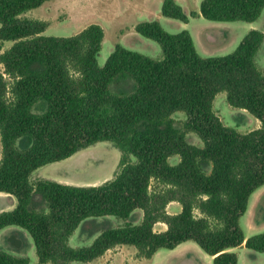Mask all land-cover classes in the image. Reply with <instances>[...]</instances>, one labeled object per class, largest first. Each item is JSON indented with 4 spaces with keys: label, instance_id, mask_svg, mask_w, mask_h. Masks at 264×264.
<instances>
[{
    "label": "trees",
    "instance_id": "1",
    "mask_svg": "<svg viewBox=\"0 0 264 264\" xmlns=\"http://www.w3.org/2000/svg\"><path fill=\"white\" fill-rule=\"evenodd\" d=\"M47 1L0 0V64L7 76L0 73V192L16 199L15 209L0 212V231L26 230L37 264L89 262L118 245L149 259L186 241L213 256V264H239L231 249L243 243L264 253V232L246 238L240 223L264 185V73L255 61L264 33L251 29L231 53L204 57L189 31L172 34L157 20L144 21L135 30L157 42L162 57L117 44L100 66L99 24L68 37L45 36L47 22L23 16ZM263 8L264 0H202L199 15L251 23ZM161 13L184 23L198 15L176 0H163ZM7 41L12 45L3 50ZM221 92L260 126L246 133L226 126L213 108ZM179 112L183 122L174 117ZM188 133L203 145L190 143ZM102 141L120 152L113 178L93 186L31 180L38 168ZM171 201L181 204L179 213L166 211ZM137 209L142 221L128 222ZM108 216L125 222L106 227L89 246L69 245L83 221ZM157 222L167 229L155 231ZM0 264L30 261L0 250Z\"/></svg>",
    "mask_w": 264,
    "mask_h": 264
},
{
    "label": "rangeland",
    "instance_id": "2",
    "mask_svg": "<svg viewBox=\"0 0 264 264\" xmlns=\"http://www.w3.org/2000/svg\"><path fill=\"white\" fill-rule=\"evenodd\" d=\"M201 1L176 0L187 14L191 12L198 13V15L190 17L187 23L163 16L161 13L163 0H49L40 7L26 12L23 16L47 22L48 26L42 33L45 36L68 37L79 33L90 24H99L105 33L101 51L97 57L100 66L105 64L117 44L154 59L162 57L163 53L160 45L135 30V26L144 21L157 20L165 31L172 34L183 30L189 31L198 53L204 57L231 53L251 29L264 33V8L260 17L251 22L252 24L244 21H210L199 15ZM11 45L12 42H5L3 50ZM255 61L258 68L264 73V41L257 52ZM0 73L7 77L1 64ZM213 108L226 126L235 128L241 133L257 128L258 120L247 111L232 107L227 101L225 92L217 94L213 101ZM174 117L178 122H183L186 118L181 112L176 113ZM187 139L192 144L203 145L195 133H188ZM1 158L2 144L0 140V162ZM119 159L120 152L114 144L102 141L77 152L65 160L50 163L35 170L30 178L34 181L38 176L44 175L55 180H67L78 186L100 185L113 178ZM169 162L172 165L177 164L179 157H170ZM207 170L209 171L210 168L208 167ZM153 184H155L154 181ZM261 192L264 195V187ZM171 202L176 203L173 205L170 204ZM171 202L166 207L169 214H177L179 210L181 211L182 206L179 202ZM1 203L4 205L3 207H7L9 200L2 199ZM36 204L38 207H45V203L41 199H37ZM263 215L264 206L261 207L260 212L257 209L255 214L252 212L250 220L254 223L259 218L258 216ZM142 217L143 211L137 209L132 213L128 222L139 224ZM124 222V220L114 216L83 221L71 234L68 243L71 247L89 246V239L96 238L103 229L117 227ZM160 226L161 223L156 226L157 230ZM9 228L0 233V250L15 255H28L33 261L38 259L31 235L26 230L21 229L31 244V249L27 250V253H23L21 249L28 246L24 235L16 231L11 232ZM82 235L86 238L81 237ZM81 238L83 239L81 240ZM198 248L200 249V247ZM245 251H239L238 253L241 264H248L244 259L253 262H250V264H264V253L253 251L250 252L249 256L247 254L249 250L245 249ZM254 254H257L258 258L254 259ZM191 255L198 258L202 264H207L209 256L202 249L199 252L192 251ZM32 263L34 264V262Z\"/></svg>",
    "mask_w": 264,
    "mask_h": 264
},
{
    "label": "crops",
    "instance_id": "3",
    "mask_svg": "<svg viewBox=\"0 0 264 264\" xmlns=\"http://www.w3.org/2000/svg\"><path fill=\"white\" fill-rule=\"evenodd\" d=\"M252 28H254V27L252 26ZM259 126H260V121L258 120L257 128ZM40 168H42V167H40ZM40 168H38V169H40ZM45 177H47V176H44V175L38 176L34 180H37L39 178H45ZM48 179H51V178H48ZM53 180H55V179H53ZM105 180H103V181H105ZM56 181H58L60 183L72 184V183L68 182L67 180H62V179H58ZM263 187H264V185L259 187L251 195L250 200H249V204H248V209H247L246 213L240 219V223H241V226L243 228V231H244L246 238L253 235V234L264 232V215L258 216L259 218L257 220H255L254 223H252L250 220L252 212H253V214H255L256 209L259 210V212H260L261 207L264 206V195L261 192ZM2 199L9 200V204L7 207H3L4 205L1 203ZM175 203L176 202H171L170 204L175 205ZM15 207H16L15 197L10 195V194H7V193L0 192V212L12 211L13 209H15ZM178 212H180V210ZM160 223H161V226L157 230L156 226ZM9 227H11V228H9ZM6 228H9L11 230V232L16 231V232H20L22 235H24V237L26 239V243H28V246L26 248L21 249V250L23 253H27V250L29 251L31 249V244L29 242V239L25 236V234L21 230L23 228L15 226V225H11V226H7V227L3 228L0 231V233H2V231L5 230ZM166 229H167V225L165 223L158 222L154 225L155 231L160 232V231H165ZM83 236L84 235H82L81 237H83ZM83 238H86V237H83ZM83 238H81V240ZM94 239H95L94 237L89 239V245L93 242ZM198 247H199V245H197L195 242L186 241V242L179 244L174 249H165V248L159 249L157 252H155V254L151 258L146 259V258H141V257L137 256V250L134 246L118 245L116 247H113V248L107 250L103 255L99 256L98 258H96L92 261H89V262H71L69 264H202V262H200V260L198 258H196L194 255H191L192 251H197V252L200 251L201 248L199 249ZM245 249H248L245 247V243H243L242 245H240L238 247L231 249V251L237 253L239 264H241V259H240L238 253H239V251L246 252ZM248 250H249L247 252L248 255L250 254V252H253V250H251V249H248ZM254 252H256V251H254ZM256 253H261V252H256ZM13 255H15V254H13ZM16 256L29 258L30 264H33L32 262H34V264H37V262H38V259H35V261H33V259L31 257H29L28 255H16ZM208 256L209 257H208L207 264H213V256H210V255H208ZM253 256H254V259L258 258L257 254H254ZM244 261H247L248 264H250V262H252V261H249L247 259H244Z\"/></svg>",
    "mask_w": 264,
    "mask_h": 264
}]
</instances>
